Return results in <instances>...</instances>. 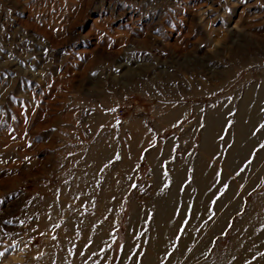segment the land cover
I'll return each mask as SVG.
<instances>
[{
  "label": "rangeland",
  "instance_id": "374dc122",
  "mask_svg": "<svg viewBox=\"0 0 264 264\" xmlns=\"http://www.w3.org/2000/svg\"><path fill=\"white\" fill-rule=\"evenodd\" d=\"M0 264H264V0H0Z\"/></svg>",
  "mask_w": 264,
  "mask_h": 264
},
{
  "label": "snow or ice",
  "instance_id": "6c2138e0",
  "mask_svg": "<svg viewBox=\"0 0 264 264\" xmlns=\"http://www.w3.org/2000/svg\"><path fill=\"white\" fill-rule=\"evenodd\" d=\"M0 255H2V253H0Z\"/></svg>",
  "mask_w": 264,
  "mask_h": 264
}]
</instances>
